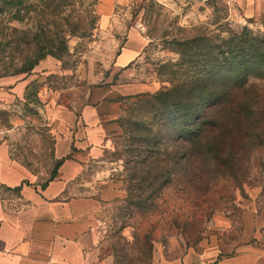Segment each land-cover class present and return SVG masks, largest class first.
I'll use <instances>...</instances> for the list:
<instances>
[{"label": "rangeland", "instance_id": "1", "mask_svg": "<svg viewBox=\"0 0 264 264\" xmlns=\"http://www.w3.org/2000/svg\"><path fill=\"white\" fill-rule=\"evenodd\" d=\"M91 3L76 0L75 10L82 14L92 8L96 20L86 38L69 41L62 60L48 57L28 74L0 77L20 79L22 84L0 88V145H8L12 157L36 173L53 171L58 135L73 124L74 117L68 116L79 118L96 92L142 84L149 90L145 94L152 95L168 87L159 68L178 59L166 45L172 37L195 27L238 32L249 28L264 35L258 26L234 16L228 0H97L92 7ZM24 30L35 32L30 27ZM13 36L11 26L0 19V74L15 68L9 45ZM133 40L143 44L142 50L126 66L122 56L129 44L137 46ZM251 83L264 96V80ZM135 102H120L117 125L109 129L96 159L75 154L69 160L77 168L84 166L77 179L90 185L77 186V193L94 195L104 203L100 221L105 254L115 264H152L155 253L175 260L192 250L237 246L248 220L254 221L257 242L263 245L264 142L250 149L238 179L219 180L208 191L175 180L140 207L125 178L127 138L119 126L122 119H140V112L133 111ZM114 119L108 116L105 121ZM260 119L264 125V114Z\"/></svg>", "mask_w": 264, "mask_h": 264}, {"label": "trees", "instance_id": "2", "mask_svg": "<svg viewBox=\"0 0 264 264\" xmlns=\"http://www.w3.org/2000/svg\"><path fill=\"white\" fill-rule=\"evenodd\" d=\"M75 2L0 0L15 67L0 77L28 74L48 57L62 60L71 39L86 38L96 15L92 8L78 13ZM166 45L178 56L159 68L168 87L118 100H135L140 112L137 121L118 124L127 138L125 178L144 208L175 180L208 191L219 180L238 179L250 149L264 142V96L251 83L264 80V35L195 27Z\"/></svg>", "mask_w": 264, "mask_h": 264}, {"label": "crops", "instance_id": "3", "mask_svg": "<svg viewBox=\"0 0 264 264\" xmlns=\"http://www.w3.org/2000/svg\"><path fill=\"white\" fill-rule=\"evenodd\" d=\"M228 3L234 16L264 30V0H228ZM133 43L137 46L129 44L122 56L126 66L142 50L139 40ZM19 82L20 79L4 78L0 80V88H20ZM103 91L90 97L79 118L68 116L74 117L73 124L58 135L54 159L62 165L52 181V172L36 173L14 159L8 145H0V264H115L102 245L100 215L104 203L94 195L77 193V186L90 185L77 179L84 166L77 168L69 160L75 154L96 159L109 129L117 125L118 100L149 90L142 84H129ZM108 116L115 119L105 121ZM257 241L256 225L248 220L237 246L192 250L175 260H166L155 253L152 264H264V244Z\"/></svg>", "mask_w": 264, "mask_h": 264}]
</instances>
